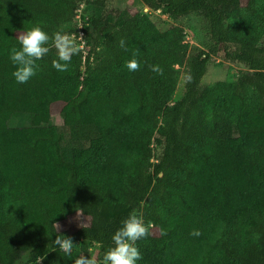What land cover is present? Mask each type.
I'll return each instance as SVG.
<instances>
[{
    "label": "trees",
    "instance_id": "obj_1",
    "mask_svg": "<svg viewBox=\"0 0 264 264\" xmlns=\"http://www.w3.org/2000/svg\"><path fill=\"white\" fill-rule=\"evenodd\" d=\"M138 1L173 20L201 18L203 48L126 0H0V264H72L88 243L103 264L130 213L152 225L136 264H264V0ZM80 5V28L63 29ZM37 24L81 34L83 45L67 72L52 67L50 48L21 84L10 49ZM217 55L244 68L222 88L202 87ZM132 58L138 71L125 67ZM55 102L61 125L51 122ZM79 211L89 224L56 232ZM57 234L81 247L65 256L51 246Z\"/></svg>",
    "mask_w": 264,
    "mask_h": 264
},
{
    "label": "clouds",
    "instance_id": "obj_2",
    "mask_svg": "<svg viewBox=\"0 0 264 264\" xmlns=\"http://www.w3.org/2000/svg\"><path fill=\"white\" fill-rule=\"evenodd\" d=\"M16 40L20 47L10 49V60L15 66L12 77L21 84L26 83L35 75L36 61L42 59L50 48L56 50L57 59L52 61V67L58 72H67L72 57L80 52V46L72 35L56 31L50 36L38 24L17 33ZM119 45L125 48V41L121 39ZM136 55L138 53L133 54L134 57ZM125 67L128 71L135 72L140 69V63L132 58L125 61ZM149 67L150 71L157 75L164 74L163 68L159 65ZM186 79L190 81L191 77L187 76ZM76 219H79L78 215ZM54 226L56 232L59 233L61 226L59 224H54ZM150 227L152 225H145L141 216L130 213L121 221V226L112 235V246L105 251L103 264H136L142 258L139 249L135 246L136 242L150 234ZM160 234L166 235V232L161 229ZM190 234L196 237L201 235L199 230L195 229ZM51 246L53 248L58 246L65 256H71L74 243L71 237L57 234ZM72 264H98V261L94 257L80 253L72 260Z\"/></svg>",
    "mask_w": 264,
    "mask_h": 264
},
{
    "label": "rangeland",
    "instance_id": "obj_3",
    "mask_svg": "<svg viewBox=\"0 0 264 264\" xmlns=\"http://www.w3.org/2000/svg\"><path fill=\"white\" fill-rule=\"evenodd\" d=\"M125 5L127 8L132 12H141L146 14L149 19H151L156 27L159 30H164L171 25H179L182 27L184 31V42L188 45L189 48H203L205 39H206V27L204 21L194 15H187L178 20H173L169 15L162 13L160 10H153L150 9L148 6L143 5L138 0H126ZM243 3L239 5V8L236 10V18H241L243 10H242ZM77 16L70 24L63 25L62 28L66 29L67 27H75L77 29L80 28L81 24L83 23V13H84V5H80L79 10L77 11ZM75 38L76 43L82 48L83 42L81 39V34L76 35L72 34ZM264 41V37L263 40ZM176 68L180 66L178 64L175 65ZM242 64H234L227 62L223 59L221 55L212 56L207 64L206 72L203 75L200 85L209 86V87H216L222 88L227 82L233 81L236 76L238 75L239 71L243 69ZM184 87V73L183 67L180 68V72L177 77V84L171 98V101L177 100L182 92ZM62 103L55 102L51 106V122L56 125H61L62 120L59 114L60 108ZM23 124H28L27 121H21ZM65 158L67 160L70 159V152L67 149H63ZM161 150L153 145V158L152 160L155 161L158 159ZM79 219H76V217ZM89 217L82 212H77L72 215L70 218L67 219L66 223L60 225L61 229L64 230H73L77 225H87L89 224ZM87 246L86 254L90 257L97 258L98 255V245L96 243H88L85 244ZM81 247V242H78L74 245L73 249H79ZM84 253L82 251L79 252Z\"/></svg>",
    "mask_w": 264,
    "mask_h": 264
}]
</instances>
